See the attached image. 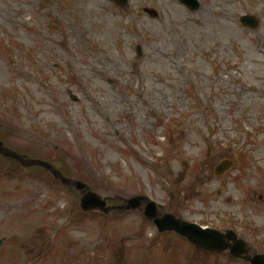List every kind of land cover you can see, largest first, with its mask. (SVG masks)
Segmentation results:
<instances>
[{
	"label": "rangeland",
	"instance_id": "374dc122",
	"mask_svg": "<svg viewBox=\"0 0 264 264\" xmlns=\"http://www.w3.org/2000/svg\"><path fill=\"white\" fill-rule=\"evenodd\" d=\"M198 1L0 0V141L264 254V0ZM222 160L234 166L215 176ZM77 200L37 166L0 161V264H248L116 200L81 221Z\"/></svg>",
	"mask_w": 264,
	"mask_h": 264
},
{
	"label": "water",
	"instance_id": "95a60500",
	"mask_svg": "<svg viewBox=\"0 0 264 264\" xmlns=\"http://www.w3.org/2000/svg\"><path fill=\"white\" fill-rule=\"evenodd\" d=\"M181 2H185V0H180ZM190 1V0H189ZM246 21V20H244ZM84 187L82 183H76L75 184V188H82ZM100 199L98 197H95L94 199L91 200L90 204H88V206L85 208L86 210L88 209H96L97 207L99 208V206L104 205V203L102 202V204H100ZM139 203V202H138ZM138 203L134 202L132 204V208H136L138 207ZM156 214V212H154L152 210V208L150 206H147L146 208V216H148V218H151L152 214ZM154 223L160 227L162 230H174L176 232H179L181 235H183L184 237H186L189 241H191L193 244H195L198 247H207L208 249H217L219 250H223L226 246V243L224 241V238H229V236H221L222 239L220 238V235L213 232L210 235L213 238H208V233H203V234H199L196 231H191L189 229H187L188 226H186L185 224L175 220L173 217L171 216H163L160 219L154 220ZM215 237V238H214ZM219 239V241H217ZM206 245V246H205ZM240 246V245H239ZM238 246V244H236L235 250L237 253L242 252V248H240ZM235 251H232V255H234V257H240V255H238ZM263 258H252L251 262L253 264H262L261 260Z\"/></svg>",
	"mask_w": 264,
	"mask_h": 264
}]
</instances>
